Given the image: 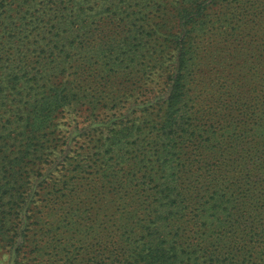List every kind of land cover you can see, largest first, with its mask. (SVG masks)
Here are the masks:
<instances>
[{
    "label": "rangeland",
    "instance_id": "rangeland-1",
    "mask_svg": "<svg viewBox=\"0 0 264 264\" xmlns=\"http://www.w3.org/2000/svg\"><path fill=\"white\" fill-rule=\"evenodd\" d=\"M178 2L0 0V264H14L20 245L10 249L9 241L17 236L19 243L24 237L43 241L32 255L22 247L20 260L26 264H92L88 253L96 239L104 246L114 244V258L106 264L132 261L126 259L142 243L138 223L151 225L147 208L154 211L160 196L153 189L156 184L128 190L140 182L124 178L130 167L126 162L110 167L108 145L113 136L135 146L156 139L148 126L160 121L171 94L175 40L191 29L176 15ZM204 19L205 31L194 34V66L186 80L188 113L179 131L190 121L188 133L204 145L197 151L199 160L223 164L228 182L236 158L252 161L257 151L264 156V0H218L208 5ZM126 43L123 55H131V49L140 52L139 58L134 66L117 69L118 49ZM55 95L67 97L66 106L60 107ZM240 137L246 149L241 157L231 150ZM154 161L148 154V162ZM254 167L256 174L234 181L229 194L218 188L210 192L214 198L205 205L206 213H214L225 196L232 215L228 224L199 221L201 211L190 209L181 218L186 221H167L162 235L184 242L179 237L187 239L183 232L193 226L197 246L204 247L202 239L209 246L216 238L232 237L238 243L235 253H240L239 246L246 244L245 238L239 240V224L245 221L231 220L239 194L249 190L256 196L253 181L260 183L259 195L264 193V157ZM177 175L179 190L186 193L189 178L180 170ZM125 190L143 201L125 204ZM47 192L59 198L65 193L62 204L44 207ZM61 221L68 224L61 227ZM251 222L249 231L254 229L251 235L259 238L252 240L264 241V218ZM261 252L250 259L258 263Z\"/></svg>",
    "mask_w": 264,
    "mask_h": 264
},
{
    "label": "trees",
    "instance_id": "trees-1",
    "mask_svg": "<svg viewBox=\"0 0 264 264\" xmlns=\"http://www.w3.org/2000/svg\"><path fill=\"white\" fill-rule=\"evenodd\" d=\"M217 1L218 0H179L178 4L175 6L176 15L180 17L183 26L190 27L191 29L188 31L187 37L184 36L180 39L176 37L175 40V48L178 49V55H176V70L173 71L172 76L168 78L169 86L172 84L171 94L164 101V106L161 107L160 112H162V117L160 121L157 125L155 121L153 122L154 126H148V129L151 130L149 133L151 135H156L155 141L149 145L140 144L135 146L130 145L122 139L117 140L114 136L110 139L108 145V152L112 155L110 167L117 169L121 167L123 162H126L130 167L124 169V178L130 182L134 180L140 182L137 185H130L128 190H139L142 188L141 186L156 184L153 189L156 191V196H160L158 197V203L154 211L152 208H147L149 210L148 221H152V223H150L151 225L148 227L146 221L138 223L140 225L142 224L139 229L142 236V243L133 256L129 255V257H127L126 260H132L128 264H186V260L189 261V264H264V255L259 259L260 261L258 263L250 259L252 253L264 251V241L252 240L254 238H259L256 235H251L254 229L251 232L249 231L253 224L251 221H256L260 217L264 218V193L263 195H259L258 186L260 183L258 181H253L256 187V196L254 198L249 190L245 194L238 195L235 214L233 215L234 218L231 220L245 221L239 224V228L242 229L241 233L243 235L239 240L245 238L244 243L246 244V247L239 246L240 253H235L236 250L234 248H236L238 243H233L232 237L221 241H218L219 238H216L209 246H206L208 240L202 239V242L205 243L204 247L206 248L204 249V247L197 246V239L195 240V237L193 238L196 234L193 226H186V231L183 232L184 237L187 239L179 237L180 240H185L184 242L179 241L177 237L169 239L168 236L162 235L163 226L167 224V221H186V219L181 218L190 209L189 213L201 211V214L196 215L199 221L200 219L204 221H226V224H228L229 219L227 218L232 215L228 216L229 210L228 205H226L227 200H224L225 196H220V205L217 209L213 208L215 210L214 213H206L205 205L209 204L210 200H213L210 197L214 198V195H210L211 190L216 192V188H218L223 195L229 194L230 188L233 189L236 186L234 181L240 179V177H244V179L247 177L252 178L251 176L256 174V172L253 171V169H255L254 163L261 161L264 157L260 156V153L257 151L253 153L255 157L254 159L252 157V161L245 157L236 158V171L232 176L230 175L229 181L225 182L222 174L224 168L223 164L210 165L199 160L197 151L199 150L202 152L203 150L200 149L203 148L204 145L202 144V140H199L195 134L188 133V130L193 127V125L189 123L190 121H187V129L185 131H179L186 125V123L182 122L183 114L186 115L188 113V104L186 103V80L189 78L194 66V63H192L194 60L193 52L195 46L194 34L205 31L207 24L204 18L208 5ZM79 15L80 13L78 16ZM129 45L126 43L118 49L122 59L121 57H117L116 61L121 60L119 62L115 61V68L122 69L124 66L132 67L138 60L139 51L136 53L128 49L127 54L131 55H127L126 57L123 55ZM55 98L60 107L66 106L69 100L67 97H62L60 95H55ZM134 127L133 125L128 129L129 135L132 134V131L135 129ZM22 130L24 131L25 129L23 128ZM3 131L5 132L6 129L4 128ZM23 131H21V133ZM6 136L7 139L11 138L10 134ZM240 139L241 137L235 144L231 145L233 154H238L239 157H241L243 151L246 150L243 141ZM28 140L30 139L28 138ZM139 149L142 150L141 153H139ZM128 151L134 153L127 154ZM148 154L154 156L155 161L153 163L148 162ZM150 164H155L157 167L149 170ZM256 169L258 170L259 168ZM179 170L189 178V181L186 182V193H182L179 190V188H181V183L177 175ZM253 179H256V176H254ZM248 185L249 184H247V186ZM251 187H253V185H251ZM1 188L0 185V192L2 191ZM136 196L137 194L135 192L127 191L126 194L122 196V200L127 204V202H133ZM63 197H65V193L60 196L61 199ZM60 198L56 197L53 192H47L44 195L42 203L45 205L44 207L52 206L54 203L55 205H61ZM148 199L144 201V204L148 202ZM138 200L139 202L143 201L138 197L135 199V203H137ZM40 209V207H37L38 212ZM33 210H36V208ZM46 213H48L47 210ZM210 217H212V219H210ZM40 222L41 221H38V223ZM31 224L36 225L34 221H32ZM59 224L61 227H65L68 223L67 221H61ZM176 236H179V233L176 234ZM17 238L18 236L16 239H11L9 241L10 249H13L15 245H20V247H17L15 250L17 259L14 261V264H26L22 263V260H20V250L22 247H27L30 251L29 254L32 255L36 251L39 252L43 245V241L36 238L31 239L24 237L23 240L21 239L22 242L19 243ZM123 242L126 241H121V243ZM25 244L28 245L24 246ZM113 245L112 243H107L104 246L100 239H96L91 245L88 253L92 264H106L113 260L115 252L110 249ZM221 246L222 248L218 253ZM70 248L77 249L76 244H72ZM67 255L72 256L73 253H67ZM36 259L37 257H34L30 259V261H36ZM117 263L118 261H115L112 264ZM37 264L40 263L37 262Z\"/></svg>",
    "mask_w": 264,
    "mask_h": 264
}]
</instances>
